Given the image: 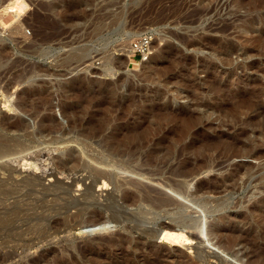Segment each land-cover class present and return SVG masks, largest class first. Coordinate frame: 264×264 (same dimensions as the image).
<instances>
[{"label":"rangeland","instance_id":"obj_1","mask_svg":"<svg viewBox=\"0 0 264 264\" xmlns=\"http://www.w3.org/2000/svg\"><path fill=\"white\" fill-rule=\"evenodd\" d=\"M149 30V53L127 57L120 48ZM18 118L22 161H8L16 174L0 179L21 188L23 206L0 193V264H264V0H0V120ZM131 136L159 153L147 162L110 154V142ZM70 153L105 160L120 206L108 199L112 185L92 201L77 182L42 197L25 187L30 174L40 187L69 184L75 173L59 163ZM165 160L193 175L173 176ZM170 178L188 192L199 185L198 202L169 190ZM132 180L176 196L199 226L124 204ZM30 194L40 199L30 205ZM107 238L116 245L101 247Z\"/></svg>","mask_w":264,"mask_h":264},{"label":"bare ground","instance_id":"obj_2","mask_svg":"<svg viewBox=\"0 0 264 264\" xmlns=\"http://www.w3.org/2000/svg\"><path fill=\"white\" fill-rule=\"evenodd\" d=\"M143 34V33H142ZM141 34V35H142ZM139 35V34H138ZM140 35V36H141ZM133 37H134V35H133ZM131 37V40H132V42H133V40H134V38H136V37ZM122 43V42H121ZM122 45V44H121ZM124 46V45H123ZM120 49H122V52H123V50L126 52V56L128 57V55L130 54V52H132V50H131V46H130V44L129 45H125L124 47H122V48H120ZM120 49H118V50H120ZM117 50V49H116ZM115 50V51H116ZM124 56V55H123ZM126 58V57H125ZM128 59V58H127ZM132 64L133 65H137L138 64V62H132ZM108 71L109 72H113L111 69H108ZM110 74V73H109ZM6 106H8V105H6ZM20 107V106H19ZM21 107H22V105H21ZM19 109V108H18ZM17 118V117H16ZM14 120V119H13ZM0 122H2L1 120H0ZM4 122L6 123V122H8V121H5L4 120ZM5 123H4V125H3V122H2V125L4 126L3 128H4V130H6V132L7 133H12V134H14L15 136H13V137H11L10 135H12V134H10L9 136L7 135H4V136H2L1 134H0V176H1V174L2 175H5L6 173H5V171L7 172H9L8 174H9V176L10 175H12V173H14L15 172V174H16V169L15 168H13L12 167V165L10 166L11 168H7L6 169V167H5V164L8 162V161H12V162H19V161H22V154H23V150H24V145H22V131H24L25 130V126H23L22 125V119H17L16 121H12V122H10V123H7L6 125H5ZM1 124V123H0ZM43 125V124H42ZM1 126V125H0ZM2 127V126H1ZM0 127V128H1ZM2 128V129H3ZM2 129H0V130H2ZM48 129H49V127L45 124V125H43V126H41V129L39 130V134H44V132H47L48 131ZM99 130V129H98ZM93 131H95V130H92L91 132L93 133ZM90 132V133H91ZM0 133H1V131H0ZM3 133H4V131H3ZM92 133H91V135H87L89 138H90V136L92 137ZM5 134V133H4ZM18 135V136H17ZM93 135H96L95 133L93 134ZM86 136V137H87ZM84 142V141H83ZM86 142V141H85ZM111 144H109V151H110V154H113V155H120V156H124L125 154H127L126 156H128L129 155V157L131 158L130 160L132 161H136V158H143L142 160L144 161V162H147L146 161V159L147 158H149V157H151V156H153V155H157L158 153H159V151L158 150H152V149H154V148H151L150 146V150L148 149V148H146V149H148V150H146L145 152L142 150V148L145 146L144 144H146V143H144V141L143 140H135V138H133L132 136L131 137H129V139H128V137H127V139L126 140H123V141H119V140H117L116 142H110ZM124 145V146H123ZM140 149H141V151H143V152H141L140 151ZM64 155V154H63ZM82 155V154H81ZM107 155V154H106ZM51 156V155H50ZM50 156H47V157H50ZM108 156H109V154H108ZM12 157H14V158H12ZM24 157H25V155H24ZM63 157H65V156H63ZM62 157V158H63ZM79 157H82V156H79ZM79 157H76V156H74V155H71V153L70 154H67L66 155V157H65V160L64 159H62V163H59L60 164V169L62 170H60L61 171V173H67V174H73V173H81V176L82 177H74V175L72 176V180H71V182L69 183V184H66L63 180H61L60 179V177L59 178H56L55 179V183H53V185L52 186H47V187H45V185H44V187H43V183L41 184L42 186V188L40 187V185H39V183H38V181H37V179H38V176L36 177L34 174V176L35 177H31V175L32 174H30V176L26 179L27 181H25V180H23V181H25L26 182V184H25V187H26V185L28 184V186L30 185V187H33L34 189L36 188V189H38L37 191H36V194H39L40 195V197H42V196H44L47 192H50L51 191V187H52V190H54L53 189V187L54 188H60L61 190H62V194H63V191L64 192H68V190H69V188L70 187H72V185L73 184H75L76 182V185L78 184V187L77 188H81V187H83L82 185H86L85 186V190H84V192H81V194H80V196L82 197V199L84 200V201H90L91 199H97V197L98 196H100V193H103L104 192V190L105 189H107V187H109L110 185H112V191L111 192H108L107 193V195H108V199H112V200H114L119 206H120V202L118 203V200L116 199V196L117 195H115L116 194V192H118V190H120L119 189V184L117 183V182H115V176H113L114 175V173L111 171V170H108L107 168H105L106 167V162H105V160L104 159H102L101 157L99 158V157H90L89 159L91 160V161H86V160H84V162L83 163H80L79 161H80V158ZM31 159V158H30ZM54 160L55 158H51V160ZM57 159V158H56ZM115 159V158H114ZM29 160V159H28ZM60 160V159H59ZM50 161V160H49ZM56 161V160H55ZM61 161V160H60ZM81 161H83V159L81 160ZM57 162H59L58 160H57ZM1 163H2V165H1ZM150 163V160H149V162H148V164ZM164 163V165L163 164H159V165H161V169L163 170V169H170L171 171H172V174H173V176H175V177H181V178H184V177H190V176H192L193 175V172H191V171H188L187 169H182V170H178V171H174L173 170V168L172 167H170L169 166V161L168 160H165V162H163ZM4 164V165H3ZM8 164V163H7ZM21 164V163H20ZM143 164V163H142ZM223 164V163H222ZM10 165V164H9ZM54 165V164H53ZM157 165V164H156ZM158 165V166H159ZM163 165V166H162ZM167 165V166H166ZM224 165V164H223ZM27 166V165H26ZM46 166H48V165H46ZM55 166V165H54ZM59 166V165H58ZM56 167V166H55ZM46 168V167H45ZM56 169V168H55ZM59 169V168H58ZM158 169V168H157ZM160 169V170H161ZM51 170V172H48V176H52L53 177V175H55V172H56V174H57V171H53L52 169H49L48 171H50ZM17 171H19L20 172V170H17ZM44 171V170H43ZM158 171H159V169H158ZM58 173H59V171H58ZM60 173V174H61ZM77 173V174H78ZM36 174V173H35ZM62 175V174H61ZM79 175V174H78ZM17 176V175H16ZM47 176V177H48ZM64 176H67V175H64ZM80 176V175H79ZM11 177H13V176H11ZM55 177H58V176H55ZM10 178V177H9ZM26 178V177H25ZM24 178V179H25ZM42 178V177H41ZM50 178V177H49ZM12 179V178H11ZM52 179V178H51ZM51 179H49L50 181H51ZM90 180L89 181V183H86V180ZM10 180V179H9ZM13 180H14V178H13ZM12 180V181H13ZM168 180V179H167ZM4 180H1L0 179V182H2V183H0L1 185H0V193H2L3 195H5V197H7V196H9L10 198H12L13 197V194H14V199H16V203L15 202H13L14 203V205L15 206H18L19 207V205L20 206H23L22 204V199L20 198V195L19 196H17L18 194L17 193H19L20 191H22V190H20L21 188H19V187H17L16 186V184H15V186L17 187V189H15V187L13 188L12 186V188H9V187H7V181H8V179H7V181L5 180V182H3ZM11 181V183H13ZM22 180H20V181H18L17 180V182H18V184H19V182H20V184H24V183H22L23 182ZM49 181V182H50ZM67 181V180H66ZM131 181V180H130ZM16 182V179L14 180V183ZM75 182V183H74ZM14 183H13V185H14ZM167 183V182H166ZM7 184V185H6ZM10 184V183H9ZM20 184H19V186H20ZM129 184V183H128ZM140 184V183H139ZM136 181H134V180H132V187L133 188H135V191L133 192L132 191V194H129L128 195V193L125 195L124 194V196L122 197V199H123V201H124V204H126V205H129V206H140L139 204H146L149 208H150V210H149V213H152V214H154V215H160L161 213L163 214H167V213H169L170 214V210H172V215H173V218H174V220L178 223V224H180V225H185L189 220L191 221V224H190V226H193V227H197V226H199V219L197 218H192V217H190V219H188L187 220V216H184V206H185V204H183V202H181V201H179V199H177V197L175 198L173 195L171 196L170 194H168V193H165V192H162V191H159V190H157L156 188H153V187H150V186H144V185H142V184H140L139 185ZM162 184V183H161ZM51 185V184H50ZM67 186V188L66 187H64V186ZM142 185V186H141ZM163 185H166V184H163ZM95 186H97L98 187V190L99 191H96L95 190ZM168 188H169V190H171L173 193H176L178 196H180V197H182V198H184V199H187V197H189V199L191 198L192 200H194L193 201V204L194 203H197L198 201H196V199H197V195H198V193H199V191H200V186L199 185H197V186H195L194 187V192H192L193 190H191L190 192H192V193H190V192H188L187 191V189H186V186L182 183V182H179V181H177L176 179H174V180H171V178H170V180H168V183H167V185H166ZM21 187V186H20ZM40 187V188H39ZM69 187V188H68ZM32 188V189H33ZM30 189V188H29ZM35 189V190H36ZM72 189V188H71ZM18 190H19V192H18ZM25 190V189H24ZM28 190V189H27ZM58 190V189H57ZM133 190V189H132ZM30 191H31V189H30ZM71 191V190H70ZM27 192H29V190L27 191ZM33 194H34V192L35 191H31ZM61 192V191H60ZM54 193H55V191H53L52 192V194L54 195ZM96 193H97V195H96ZM15 194H17L16 196H15ZM21 194V193H20ZM50 195H52L51 193H49ZM22 196H23V194H21ZM26 195H28V193L26 194ZM32 194H30L29 196H28V198H29V202L28 203H30L31 201H35V200H38V199H40V198H38L37 196H31ZM38 195V196H39ZM48 195V194H47ZM55 195H57L56 193H55ZM70 195V194H69ZM76 195H77V193H76ZM194 195H196V196H194ZM58 196L59 195H57V200H58ZM3 197V196H2ZM4 197V198H5ZM25 197V196H24ZM33 197V198H32ZM70 197V196H69ZM74 197V196H73ZM9 198V199H10ZM23 198V197H22ZM61 198V197H60ZM74 198H77L76 196L74 197ZM194 198H196V199H194ZM71 199H72V197H71ZM6 200H8V199H6ZM5 200V201H6ZM70 200V199H69ZM24 201H28V200H25L24 199ZM42 201V200H41ZM68 201V200H67ZM92 201V200H91ZM190 201V200H189ZM37 202V201H36ZM54 202V201H53ZM65 202H66V199H65ZM4 203V202H3ZM25 203V202H24ZM34 203V202H33ZM43 203H45V202H43ZM64 203V202H63ZM192 203V202H191ZM11 205V204H10ZM25 205H26V203H25ZM24 205V206H25ZM28 205V204H27ZM30 205H31V203H30ZM62 205V204H61ZM54 206V205H53ZM57 206V205H56ZM137 206V207H138ZM13 207V206H12ZM17 207V208H18ZM31 207V206H30ZM33 207V206H32ZM44 207H45V205H44ZM55 207V206H54ZM186 207H188V206H186ZM14 208V207H13ZM20 208V207H19ZM15 209V208H14ZM30 209V208H29ZM120 209V208H119ZM9 210V209H8ZM80 211H81V214H82V210H79L78 212L79 213H75V216H80ZM14 212V211H13ZM25 212V211H24ZM23 212V213H24ZM44 212V214L46 213V210L45 211H43ZM121 213H123L122 212V210H121ZM146 212L145 211H140L139 213H137L138 215H146L145 214ZM12 214V213H11ZM43 214V213H42ZM41 214V215H42ZM47 214V213H46ZM46 214H45V216H46ZM36 215V214H35ZM51 216H52V214H51ZM48 218H49V216H47ZM120 217H122V216H120ZM189 217V216H188ZM36 218V217H35ZM51 218H53V216L52 217H50L49 218V221L48 222H51V224L52 223H54V224H58V222H60V221H65V225L67 224V217H65L63 220H58V221H53V219L51 220ZM117 218V216H115V215H112V217H111V220H113V221H115V222H121L122 220L124 221L125 220V218H121L120 220H118V218ZM127 219V218H126ZM45 220H47V219H45ZM105 221L106 220H110V219H104ZM48 222H46L47 224H48ZM81 222V221H80ZM79 222V224L78 225H80L81 226V224H83V222H81L80 223ZM44 224V223H43ZM47 224H45V225H47ZM60 224V223H59ZM84 224H87V225H98V224H101V220H99V219H94V220H91V221H88V222H85ZM188 224V223H187ZM56 225L55 226H47L46 228H47V231H52L53 233H57V232H59L60 230L58 229V227H56ZM45 228V229H46ZM51 232V233H52ZM207 233L209 234V235H212L213 234V230L209 227L208 228V231H207ZM192 235V234H191ZM190 235V236H191ZM192 243V242H191ZM114 245H116V240L114 239V238H107L102 244H100V246L101 247H111V246H114ZM31 246H33L32 244H26V243H24V245H23V247H24V249L26 248V249H28L29 247H31ZM120 247L121 248H119V254H125V256H126V248H124V245L122 246V245H120ZM197 249V248H196ZM196 252H198V251H196ZM42 255V254H41ZM127 258V257H126ZM129 258H127L126 260V262L124 263V264H128L129 263V260H128ZM36 260V259H35ZM35 260H33V261H35Z\"/></svg>","mask_w":264,"mask_h":264},{"label":"built area","instance_id":"obj_3","mask_svg":"<svg viewBox=\"0 0 264 264\" xmlns=\"http://www.w3.org/2000/svg\"><path fill=\"white\" fill-rule=\"evenodd\" d=\"M156 39L155 32L149 30L137 37L131 43L132 56L134 59L145 57Z\"/></svg>","mask_w":264,"mask_h":264},{"label":"water","instance_id":"obj_4","mask_svg":"<svg viewBox=\"0 0 264 264\" xmlns=\"http://www.w3.org/2000/svg\"><path fill=\"white\" fill-rule=\"evenodd\" d=\"M103 222V221H102Z\"/></svg>","mask_w":264,"mask_h":264}]
</instances>
